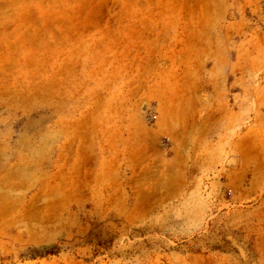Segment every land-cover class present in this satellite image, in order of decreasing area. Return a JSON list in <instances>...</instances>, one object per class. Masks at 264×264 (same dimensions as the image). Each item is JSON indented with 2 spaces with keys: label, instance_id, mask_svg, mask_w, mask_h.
I'll return each mask as SVG.
<instances>
[{
  "label": "rangeland",
  "instance_id": "rangeland-1",
  "mask_svg": "<svg viewBox=\"0 0 264 264\" xmlns=\"http://www.w3.org/2000/svg\"><path fill=\"white\" fill-rule=\"evenodd\" d=\"M0 264H264V0H0Z\"/></svg>",
  "mask_w": 264,
  "mask_h": 264
}]
</instances>
